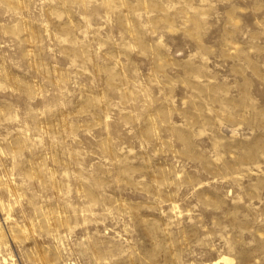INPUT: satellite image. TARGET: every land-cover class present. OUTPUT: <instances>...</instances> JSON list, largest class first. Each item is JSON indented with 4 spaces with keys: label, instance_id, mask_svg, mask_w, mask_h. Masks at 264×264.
Segmentation results:
<instances>
[{
    "label": "rangeland",
    "instance_id": "374dc122",
    "mask_svg": "<svg viewBox=\"0 0 264 264\" xmlns=\"http://www.w3.org/2000/svg\"><path fill=\"white\" fill-rule=\"evenodd\" d=\"M0 264H264V0H0Z\"/></svg>",
    "mask_w": 264,
    "mask_h": 264
},
{
    "label": "bare ground",
    "instance_id": "6f19581e",
    "mask_svg": "<svg viewBox=\"0 0 264 264\" xmlns=\"http://www.w3.org/2000/svg\"><path fill=\"white\" fill-rule=\"evenodd\" d=\"M222 260H223L224 262H226V261H227V260H226V258H223Z\"/></svg>",
    "mask_w": 264,
    "mask_h": 264
}]
</instances>
